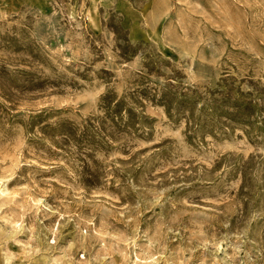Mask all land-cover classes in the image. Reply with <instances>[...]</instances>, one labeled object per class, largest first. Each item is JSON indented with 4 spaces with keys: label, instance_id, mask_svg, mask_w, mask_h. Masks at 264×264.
I'll return each instance as SVG.
<instances>
[{
    "label": "rangeland",
    "instance_id": "374dc122",
    "mask_svg": "<svg viewBox=\"0 0 264 264\" xmlns=\"http://www.w3.org/2000/svg\"><path fill=\"white\" fill-rule=\"evenodd\" d=\"M0 264H264V0H0Z\"/></svg>",
    "mask_w": 264,
    "mask_h": 264
}]
</instances>
